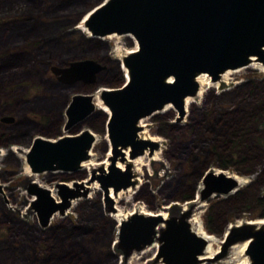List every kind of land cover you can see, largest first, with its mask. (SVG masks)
I'll use <instances>...</instances> for the list:
<instances>
[{
	"label": "rangeland",
	"instance_id": "1",
	"mask_svg": "<svg viewBox=\"0 0 264 264\" xmlns=\"http://www.w3.org/2000/svg\"><path fill=\"white\" fill-rule=\"evenodd\" d=\"M96 1L0 0V119H12L11 123L0 121V264H65L70 261L69 250L72 262L80 258L83 249L92 262L97 261V253H107L108 247L116 255L111 244L108 245L111 230L104 216L111 213L105 210L103 196L95 198V191L89 201H79L63 218L55 216L50 227L42 230L37 227L32 219L34 215L24 210L26 206L30 208V198L25 193L28 178L22 171L20 154L8 151V147L26 149L29 135L32 139L55 138L75 133L77 128L89 131L91 128L97 131H91L95 137L89 159L97 164L107 162L102 132L104 114L95 109L91 113L94 118L88 117L68 133L63 132L64 111L71 96L92 93L96 87L118 88L121 80L116 63L134 48L123 37L98 42L86 39L76 29L80 22H76L77 18ZM81 60L95 61L104 68L93 83L63 85L50 72L51 67L66 68L69 63ZM254 69L227 74L226 83L207 90L204 98L191 106L182 119L177 120L176 111L172 115H153L142 122L144 127L138 132L159 140V149L154 150L158 152V159L144 158L136 178L138 188L146 187L151 195L160 186L168 189L165 197L188 195L200 167L207 163L213 170L220 169L217 164L226 165L225 173L244 180L236 192L242 199L235 208L222 206L221 200L216 199L192 209L206 232L209 225L216 223L214 216L218 212L228 226L259 221L258 215L264 210V73ZM175 127L182 129L175 130ZM221 157L227 163L222 162ZM43 176L37 180L52 189L59 182L79 185L85 178L83 175L80 179L75 176L42 180ZM171 191L174 194H168ZM141 196L148 201L138 198L133 204L132 195L128 193L116 201V205L112 204V208L116 206L125 217L128 211H133L134 205L165 217L177 213L162 209L172 204H166L163 195ZM212 203L215 205L210 207ZM189 206L190 203L177 204L180 211ZM213 238L216 241L211 247L217 250L222 237ZM49 246H53L49 250L51 257L46 254ZM155 251L156 248H152L125 263L151 264ZM226 258L224 255L218 262L206 264H244L238 253L233 259ZM81 263L82 260L78 264Z\"/></svg>",
	"mask_w": 264,
	"mask_h": 264
},
{
	"label": "water",
	"instance_id": "2",
	"mask_svg": "<svg viewBox=\"0 0 264 264\" xmlns=\"http://www.w3.org/2000/svg\"><path fill=\"white\" fill-rule=\"evenodd\" d=\"M83 18L91 38L129 35L136 46L121 59L126 72L122 85L94 89L96 92L102 88L99 99L109 113L103 135L108 140L110 157L105 170L98 168L87 180L99 186L103 200H107L109 190L116 194L135 185L130 166L124 165V151L133 160L145 151L151 155L158 149L155 142L138 138L140 119L166 105L176 111L177 120L182 119L183 101L196 95L195 79L200 74L215 83L224 72L246 67L251 58L264 68V0H101L80 21ZM103 69L95 61L81 60L66 68L51 67L50 72L59 83L72 85L93 83ZM92 96L89 92L71 96L64 111L63 132L68 133L93 113ZM0 121L11 123L12 119ZM93 134L79 128L74 135L56 139L34 137L24 156L25 164L31 174L73 173L89 159ZM117 162L124 165L123 170L116 167ZM218 171L215 174L213 169L206 170L198 179L202 185L199 203H206L212 196H226L237 188L236 181L223 174L225 170ZM54 189L58 202L35 183H28L25 189L34 197L29 207L41 229L47 227L53 214L63 216L70 201L85 198L88 193L76 183L69 188L59 182ZM112 204L110 201L107 212H111ZM189 213L165 219L159 214H132L118 224L112 247L126 260L156 241V264H200L207 243L190 230ZM249 223L229 229L221 253L210 262L222 258L229 247L247 242L243 255L248 264H264V227Z\"/></svg>",
	"mask_w": 264,
	"mask_h": 264
},
{
	"label": "bare ground",
	"instance_id": "3",
	"mask_svg": "<svg viewBox=\"0 0 264 264\" xmlns=\"http://www.w3.org/2000/svg\"><path fill=\"white\" fill-rule=\"evenodd\" d=\"M83 22H84V18L82 19V21L79 22V25L76 26V29H77V30H80V31H81L82 33H84L88 38H91V37L89 36V34L86 32V30H85V28H84V26H83ZM119 37H123V38L128 37V38H130V39L133 41V44H134L133 47H134V48H133L131 51L126 52L125 54L128 55V54H130L132 51H134V50L136 49L135 42H134V40L132 39V37L129 36V35H124V36L109 35V36H106V37H103V38H96V39H100V40H109V39H112V38H119ZM118 62L120 63V68H121V70L124 72V78H125V80H126V75H125L126 72H125L124 68L121 66V59H118ZM251 67H254V68H255L254 70H257V71H259V72H263V73H264V68H262L259 64L255 63V62H254V59L251 58V59H250V63H249L246 67H243V68H240V69H237V70H234V71H226V72H224L223 74L220 75L219 80H218L217 82H215V83L210 82V79H209L205 74H200V75H198V76L196 77V79H195V81H196V83H197V86H198V90H197L196 95H195L194 97H187V98H185L184 101H183V104H184V115H186V114L189 112V107H190V105H192V104H196L197 101L202 100L203 95H204V93H205L207 90H209V89H211V88L215 89L219 83H226V75H227V74H230V73H232V72H237V71H240V70H242V69H246V68H251ZM101 91H102V88L99 89V90H96V92L92 93V94H93V96H92V102H93V104H94L95 109H99V110L105 112V113L108 115V114H109V113H108V110L103 106L102 102H101L100 99H99V94H100ZM168 110H171V111L175 112V110H174L170 105H166V106H164L161 110L152 113L150 116L158 115V114H164V113L167 112ZM150 116H149V118H150ZM147 118H148V117H146V118H142V119H140V120L138 121V126L141 127L142 129H143V127H144V125H142V122L145 121ZM179 125H180V124H179ZM141 133H142V132H140L139 134H137V136H138L139 139H142V140H148V141H150V142H155V143L159 146V144H158V143H159V140H156V139H153V138H150V137H147V136H142ZM94 137H95V136H94ZM103 140L106 141L107 146H108V152H107V154H106V159H107V158L110 157V152H109V145H108V140H107L106 135H104ZM157 142H158V143H157ZM9 149H10V151H11L12 153H14V150L19 152L20 156H18V157H19V159L22 160V163H23V165H24L22 171H24V173L27 175V178H28V179H27V182H28V183L32 182V183H35V184H37L38 186H40V187H42V188H46V189L48 190V192L50 193V196L52 197V199H53L55 202H58V197L55 195L56 190H55L54 188L52 189L51 187H46L45 185H43L41 181L39 182V181L37 180V177H40V176H43V175H47V174H55V175H56V174L73 175V174H76V173H78V172H82V171H84V170H85L86 176L88 177V176L90 175L91 172H93V171L96 172V171L98 170V168L103 167L102 169L105 170L106 166H108V160H107V162H101V163L97 164V163H93V162L91 161V159H88L87 161L82 162V163L80 164V166H79V169H77V170H76L75 172H73V173L45 172V173H42V174H31L30 171H29V169H28V167H27V165L25 164V160H24V156H25V154L27 153L28 148L22 150V149H20V148H12V147H10ZM158 149H159V148H158ZM158 149H157L156 151H158ZM0 155H1V151H0ZM90 156H91V155H90ZM124 158H125V160H126L125 163H124V165H125V164L129 165V166H130V169H131V172H132V174L134 175V176H133V177H134V178H133V181H135V185H134V187L127 188L126 190H124V191H120V192H118V193H116V194H114L111 190H109V191H108L107 200L105 199L104 202H103L104 205H105V209L108 208V204L110 203V201H111V204L113 203V205H116V201H118L122 196H124V195H126V194H128V193H130V195L133 196V195L138 191V189H139V188H138V180H136V178L138 177V175H140V173H139V172H140V171H139V168L143 165L142 162H143L144 158H149V159H151V160H157V159H158V152H155V151H154L151 155H148L147 152L145 151V152L143 153L142 156H139V157H137V158H135V159H133V160H129V159H128L127 151H124ZM124 165H121V164L118 163V162L116 163V167H117L119 170H123V169H124ZM214 172H215V174H218V173H219L218 170H214ZM223 174H224L225 176H229V177L233 178V179L236 181V183H237V188L234 189L233 191H231V192H230L228 195H226V196H212V197H210V198L208 199L207 202H209L210 200H213L214 198H223V199H224V198H227V197H229V196L235 194V193L237 192L238 187H240L243 183H245L244 180L242 181L241 178H237V177H235V176H233V175H228L227 173H225V171H223ZM74 183H75V182H74ZM41 184H42V185H41ZM72 184H73V183H71V184H67V186H68L69 188H71V185H72ZM79 186H80L81 189H83V190H87V191H88L86 197H85V198H81V197H79V198H77V199H75V200L70 201V206H69V208L64 212L63 216H58L57 213L53 214V215L49 218L48 225H47L46 228H48V227L50 226V223H51L50 221H51L55 216L60 217V218H63V217L66 215L67 211H68L70 208L75 207L79 201H81V200L87 201V200L90 198V194H91L93 191H95L96 193H97V192H100V193H101V196H102V190L99 188V186H98L95 182L90 183L86 178L84 179V181H81V183H79ZM136 187H137V188H136ZM201 189H202V185H201V182H199L198 187H197V190H196V194H195V200H194V203H195L198 207H202V206H204V203H199V202H198V193L200 192ZM25 193H26V192H25ZM26 195L30 198L29 201H28V205H29V204L34 200V197H33V196H29L28 194H26ZM108 200H109V201H108ZM132 203H133V202H132ZM106 204H107V205H106ZM133 204H136V203H133ZM195 204L192 205V203H190V206H193V207H194ZM130 206H131V204L129 205V207H130ZM197 206H196V207H197ZM129 207H128V208H129ZM196 207H195V208H196ZM110 209H111V212H110L111 215L109 214V217H111L113 220L116 221V223H117L116 230H117V228H118V224H119L121 221H123L125 218H127L128 216H131L132 214H140V215H142V216H150V215H152L151 213L145 212V211L143 210L144 207H143V209H142L141 207H138L137 205H134V206H133V211H132V212L128 211L129 213H128V212L126 213V217L123 216L122 211L119 210L116 206H115V207L113 206V209H112V208H110ZM193 209H194V208H193ZM24 210L27 211L29 214H30V213L33 214L34 216L32 217V219H34V220L36 221V223H37V218H36L35 214L31 211V209L28 208V206H26ZM156 214H159L163 219L166 218L165 215H163V214H161V213H156ZM106 216H108V215H106ZM188 223H189V225H190V230H191L196 236L201 237L202 239H204V240L206 241V243H207V244H206V247H205L204 250H203L202 255L199 257L200 264H206V263L210 262L212 259H214V258L216 257L217 250H213L212 247H211V245H212V244L214 243V241H216V240H215L213 237H211L210 235H207V234L204 233V230L202 229L201 223H200V221L198 220V218H197L195 215L190 216V218L188 219ZM246 223H248V222H245V224H246ZM242 224H244V223H242ZM249 224H252V225H254L255 227H264V218H263V219H259V221H256V222H250ZM37 225H38V223H37ZM239 225H240V223L233 224V225H229V226L227 227L225 233H227V231H228L229 229H231L233 226H239ZM38 226H39V225H38ZM158 228L160 229L161 226H158ZM40 229H41V228H40ZM41 230H42V229H41ZM116 234H117V233L115 232V238H116ZM115 238H114V241H115ZM113 244L115 245V242H113ZM113 244H112V246L114 247ZM246 245H247V242H244V243H240V244H236V245L231 246V247L227 250L226 255H225V258H226V256H227V258H226L227 260H230L231 258L233 259L234 255L238 253V257H241V258L244 260L243 263H244V264H248L247 259H246V258L244 257V255H243V252H244V250H245ZM219 246H220V243L218 242V247H219ZM152 248H156V250H157V248H158V244L156 243V241L153 242L150 246H148V247H146L145 249H143L142 251H140L139 253H135V252H133L129 257L126 258V260L129 262V261H131V260H133V259H135V258H139L140 256H142V254H144L146 251H148V250H150V249H152ZM118 259H119V263H120V264L123 263V261H125V260H123V258H122L121 256H118ZM127 261H126V262H127ZM123 264H126V263H123Z\"/></svg>",
	"mask_w": 264,
	"mask_h": 264
},
{
	"label": "trees",
	"instance_id": "4",
	"mask_svg": "<svg viewBox=\"0 0 264 264\" xmlns=\"http://www.w3.org/2000/svg\"><path fill=\"white\" fill-rule=\"evenodd\" d=\"M101 0H97L95 3H93L90 7H88V9H85L84 10V12L77 18V21L76 22H79L80 21V19L84 16V14L89 10V9H91L92 7H94L95 5H97L99 2H100ZM74 25V24H73ZM79 32H81L80 30H78ZM82 33V32H81ZM84 34V33H83ZM85 35V34H84ZM85 37H86V39H90V40H95V41H98V42H105L106 40H100V39H96V38H88L86 35H85ZM127 42H129L130 44H131V46H134V44H133V41L130 39V38H128V37H125L124 38ZM117 71H119V73L120 74H118V76L120 77V80H121V83H120V85H119V87L122 85V78L124 77V72L121 70V68H120V66L118 67V64H119V62L117 61ZM124 80H125V78H124ZM114 88H116V87H114ZM95 88H93V90H94ZM209 90H213V88H211V89H209ZM95 92V90L92 92V93H94ZM203 98H204V95H203ZM202 98V99H203ZM193 105H195V104H192V105H190V107L191 106H193ZM190 107H189V109H190ZM192 108V107H191ZM97 111H99L101 114H104L105 115V117H104V120H103V123H102V128H104V125H105V122H106V118H107V114L105 113V112H103V111H101V110H99V109H96ZM172 113H174L173 111H171V110H169V111H167V112H165L164 114H171L172 115ZM164 114H158V116H162V115H164ZM94 118V115L92 114H90V116H89V118ZM87 119V118H86ZM85 119V120H86ZM169 129L171 128V127H168ZM78 129L79 128H77V130L75 131V133H71L70 135H73V134H76L77 133V131H78ZM179 130V129H182V128H179V127H175V130ZM90 130L92 131V132H94L95 133V131H97V130H94V129H91L90 128ZM102 132H103V129H102ZM204 134L206 133L205 131L203 132ZM105 135V134H104ZM60 136V135H59ZM44 138H46V139H55V138H57V137H55L54 138V136H51V137H49V136H43ZM31 140H32V137H30V135H29V137H28V140H27V143H26V145L25 146H27L26 148H28L29 147V145H30V143H31ZM103 145L106 147V148H108V146H107V143H106V141H104L103 140ZM10 147H8V151L9 152H11L10 151V149H9ZM108 150V149H107ZM212 151V153H213V149L211 150ZM12 153V152H11ZM222 162H226L222 157H221V159H220ZM19 161H21L20 163L21 164H23L22 163V160L20 159ZM204 163H205V160L203 161ZM227 163V162H226ZM208 164V163H207ZM205 165V166H201L200 167V169H199V172L197 173L198 175L196 176L197 178L193 181V184L194 185H192L191 186V192H189V194L188 195H186V196H179V197H177V198H172V197H169V196H167L166 195V197H165V192L167 193V191H168V189L166 190L165 188V186H160L159 187V189H157V191L155 192V194H153V195H151V194H149L148 193V190H147V188L146 187H144V186H141L139 189H138V191L132 196V202L133 203H135L136 201H134V200H145V201H148L147 199H143L142 198V196L141 195H144V196H148L149 198H152L153 196H155V195H163V197H162V199H164V202L167 204V203H173V202H186V201H189L191 198H192V195H193V190H194V196H195V194H196V190H197V187H198V184H199V178L201 177V175H202V173L203 172H205L207 169H208V165ZM227 166L226 165H222V164H217V168H220L221 170H226L225 168H226ZM248 166H246L245 168H247ZM83 175H85V178H86V173H85V171H82V172H78V173H76V174H73V175H64V174H47V175H44L41 179L42 180H44V179H46L47 177H57V178H71V177H75V176H79V179L81 178V176H83ZM84 178V179H85ZM42 182V181H41ZM195 182V183H194ZM146 192L148 193V194H146ZM178 193V192H177ZM168 194H174V192L173 191H171V192H169ZM100 196H101V193L100 192H97V197H95V198H97V200L100 198ZM139 198V199H138ZM195 198V197H194ZM241 194L239 195V193H236V194H234L233 196H231V197H227V199H223V198H220V200L221 201H219L220 202V204L222 205V206H226V204H227V206H231V207H234L235 208V206L241 201ZM87 201H89V200H87ZM84 202H86V201H84ZM219 202H217V203H219ZM137 203V202H136ZM78 204V203H77ZM98 205L100 206V204L98 203ZM77 206V205H76ZM98 206V207H99ZM92 207H95V203H93L92 202ZM230 207V208H231ZM223 209H226V207L225 208H223ZM233 209V208H232ZM228 211V210H227ZM226 211V212H227ZM222 213H225V211H221ZM99 213H101L102 214V210H100V207H99ZM210 213V212H209ZM103 215V214H102ZM107 219H108V222H109V228H110V230H111V234H110V237H111V239L109 240V243H108V245L109 244H111V246H112V244H113V242H114V238H112V236H114L115 235V232H116V226H117V223H116V221L115 220H113L111 217H109V216H106V215H104ZM259 216V219H263L264 218V210H263V212H261L260 213V215H258ZM102 217V216H101ZM215 217V219H216V223L214 224V226L213 225H209V230H210V232L212 231L213 233H215V231H216V229H218V231H222V227H224V226H226V223H227V220L226 219H224V218H220V215H219V212L216 214V216H214ZM207 219H211L210 218V216H208V218ZM221 219V220H220ZM35 221V220H34ZM218 223V224H217ZM35 224H36V226L37 227H39L38 225H37V223H36V221H35ZM211 226V227H210ZM229 226V225H228ZM228 226H226V228H225V231H226V229H227V227ZM50 227V226H49ZM84 244H82L81 246H83ZM51 248H53V246H49L48 248H47V250H46V254H50V257L52 256V254L49 252V250L51 249ZM63 249V247H61V249L60 250H62ZM83 249V248H82ZM112 248L111 247H108L107 248V253L105 252L104 254H100V253H97V255H96V258H97V261L96 262H92V261H90V258L91 257H89V258H87L88 256H87V253L85 252V250L83 249L82 251H81V256H80V258H78L77 260H75L74 262H72V260H71V256H70V250H69V252H68V254H67V257H68V259L70 260V261H68V262H66L65 264H78L81 260H82V263L81 264H117L116 262L117 261H119V259H118V256H115L114 255V253H112L110 250H111ZM59 250V251H60ZM58 251V252H59ZM39 252H41V251H39ZM40 254V253H39ZM82 254H83V256H82ZM84 259V260H83ZM71 262V263H70Z\"/></svg>",
	"mask_w": 264,
	"mask_h": 264
},
{
	"label": "flooded vegetation",
	"instance_id": "5",
	"mask_svg": "<svg viewBox=\"0 0 264 264\" xmlns=\"http://www.w3.org/2000/svg\"><path fill=\"white\" fill-rule=\"evenodd\" d=\"M90 116V115H89ZM88 116V117H89ZM87 117V118H88ZM207 170H210L209 168L207 169ZM195 192H194V190H193V194H194ZM234 195V194H233ZM233 195H231V196H233ZM156 196H158V195H156ZM231 196H229V197H231ZM195 196L194 195H192V198L189 200V201H186V202H182V203H192V205L193 204H195L194 203V200H195V198H194ZM216 199H220V198H214L213 200H216ZM225 199H227V198H225ZM212 200H210L209 202H211ZM179 203V202H178ZM178 203H175V202H173L171 205H169V206H165V207H163L162 209H167V210H176L177 211V213L176 214H174V216H172V214H169L167 217H178L179 215H181L182 213H184L185 211H190V213H189V217L190 216H192L193 215V212H192V209L193 208H195L197 205L195 204V206L193 207V206H189L188 208L189 209H181V211L179 210V208L177 207V204ZM215 204L214 203H212L211 204V206L210 207H213ZM153 209H155V208H153ZM206 210V209H205ZM207 210H208V208H207ZM156 214V213H155ZM202 226V225H201ZM225 228H226V226H224V227H222V231L220 232V231H218V229H216V231H215V233H213L212 231L210 232V230H207V232H209V233H207L206 231H204V233L205 234H209V235H212V237H222V239H221V241H218L219 243H220V246L218 247V249H217V253H216V255H218V254H220L221 253V251H220V248H221V244H222V242H223V240H224V237H225ZM202 229H203V226H202ZM204 230V229H203ZM115 238V237H114ZM230 248V247H229ZM228 248V249H229ZM228 249H226V252H227V250ZM156 252H157V250L154 252V255L151 257V264H156L155 262H154V260H155V255H156ZM226 252H225V254L224 255H226ZM115 255V254H114ZM117 255H119V253L118 252H116V255L115 256H117ZM218 259H221V257L220 258H218ZM218 259H216L214 262H218ZM127 260H125V261H123V263H125ZM213 262V263H214Z\"/></svg>",
	"mask_w": 264,
	"mask_h": 264
}]
</instances>
